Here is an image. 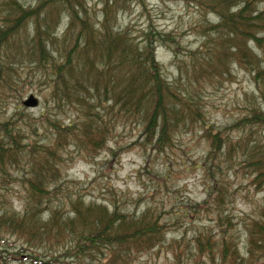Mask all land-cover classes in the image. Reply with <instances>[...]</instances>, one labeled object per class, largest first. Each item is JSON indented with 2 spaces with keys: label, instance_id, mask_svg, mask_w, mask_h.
<instances>
[{
  "label": "trees",
  "instance_id": "trees-1",
  "mask_svg": "<svg viewBox=\"0 0 264 264\" xmlns=\"http://www.w3.org/2000/svg\"><path fill=\"white\" fill-rule=\"evenodd\" d=\"M34 1L28 7L16 0L0 2V95H22V88L14 87V65L23 64L48 81L47 98L52 104L49 107L44 97L37 119L24 115L20 105L10 118L0 117V186L15 182L14 171L25 172L20 180L24 191L21 214L16 217L13 211L0 207V233L34 247L66 242L71 246L67 249L73 250L75 257H83L85 264H129L132 253L143 254L164 244L162 228L147 212L109 211L98 203L85 205L79 197H67L59 206L51 204L61 189V154L67 142L92 156L105 147L119 123H129L145 137V147L154 151L169 144L176 128L199 129L212 182L203 205L210 209L212 205L218 219L228 196L225 181L219 179L220 170L228 164L251 169V183L263 194V204L258 217L245 229L250 246L264 252V141L253 139L256 130L264 131V98L221 131L206 122L196 93L181 91L162 76L155 57L156 44L161 41L158 34H144L140 43L128 29L113 24L115 14L127 10L123 0H103L98 22L86 0ZM190 1L216 20L201 28L205 43L198 53L201 57L192 56L191 76L198 80L229 74L230 66L235 65L257 86H263L264 12L256 9L263 0ZM61 20L65 23L59 35ZM13 54L16 61L6 63ZM183 76L190 81L189 73L179 70V78ZM54 110L68 115L69 121L51 116L49 112ZM41 129L51 133V143H24L29 133V137L38 136ZM229 131H241V137L232 140ZM215 171L217 178L213 177ZM65 205L69 206L67 213L63 212ZM44 214L47 219L42 221ZM203 238L194 240L197 252L212 253L218 247L216 242L205 238L203 247ZM227 242L222 237V262L227 261L226 253L233 251ZM101 251L109 255L103 259L90 256Z\"/></svg>",
  "mask_w": 264,
  "mask_h": 264
},
{
  "label": "rangeland",
  "instance_id": "rangeland-1",
  "mask_svg": "<svg viewBox=\"0 0 264 264\" xmlns=\"http://www.w3.org/2000/svg\"><path fill=\"white\" fill-rule=\"evenodd\" d=\"M16 1L24 7L33 6L35 2ZM123 1L127 10L118 11L113 24L121 30L128 29L136 42L143 43V35L147 33L161 37L156 44L155 57L162 76L179 90L200 97L207 123L223 131L262 103L264 85L257 86L247 72L235 65L230 66L229 74L198 80L191 76L192 56L201 57L198 53L205 43L201 28L206 22L210 25L216 22L213 15L205 14L190 0ZM86 2L98 22L103 0ZM256 9L264 12V0ZM64 23L61 20L57 26L59 35ZM213 45L210 44L209 50ZM9 61H16V54L9 56L6 63ZM14 68L17 71L14 87L22 88V95L9 93L5 98L0 95V117L10 118L20 105L24 115L37 119L44 107V97L49 93L48 81L40 72L23 64L15 63ZM179 70L189 73L190 81L185 76L179 78ZM29 96L38 100V107L30 109L22 105ZM47 100L52 107L50 98ZM49 114L63 122L69 121L63 112L54 110ZM41 131L38 136L29 137V133L24 143H51V133ZM199 133L198 128L194 131L176 128L169 144L161 151H154L145 147V137L136 126L119 123L105 147L92 156L76 150L68 141L69 145L61 154L64 160L60 165L61 189L51 204L55 207L63 204L67 197H79L85 205L98 203L109 211L116 208L130 215L147 212L162 228L164 244L159 243L143 254L132 253L129 264H263L264 252L256 249V245L250 246L245 229L246 224L258 217L263 204V194L251 183V169L236 165L231 168L228 164L220 170L221 178L216 171L213 173L214 178L225 181L228 193L223 215L218 219L212 205L211 209L203 205L212 182L208 174L210 164L205 159L207 148ZM228 133L232 140L241 137V131ZM253 139L264 141V131L256 130ZM20 170L11 174L14 183L0 186V207L13 211L16 217L21 214L24 198L20 180L25 172ZM62 208L63 212H69L68 205ZM46 219L44 214L42 221ZM199 236L204 237L200 241L203 247L205 238H211L208 241L216 242L218 247L210 254H199L194 242ZM222 237L234 251L226 253L225 262H222V247H219ZM68 247L71 246L66 242L34 247L16 236L0 233V264H85L83 257H75V252ZM108 255L109 252L101 251L90 256L103 259Z\"/></svg>",
  "mask_w": 264,
  "mask_h": 264
},
{
  "label": "water",
  "instance_id": "water-1",
  "mask_svg": "<svg viewBox=\"0 0 264 264\" xmlns=\"http://www.w3.org/2000/svg\"><path fill=\"white\" fill-rule=\"evenodd\" d=\"M38 100L35 99L33 96H29L28 99H26L25 101H23L22 105L26 108H30V109H33V108H36L38 107Z\"/></svg>",
  "mask_w": 264,
  "mask_h": 264
}]
</instances>
